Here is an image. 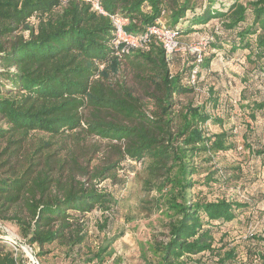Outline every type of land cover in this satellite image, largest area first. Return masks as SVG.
Listing matches in <instances>:
<instances>
[{
	"label": "trees",
	"instance_id": "trees-1",
	"mask_svg": "<svg viewBox=\"0 0 264 264\" xmlns=\"http://www.w3.org/2000/svg\"><path fill=\"white\" fill-rule=\"evenodd\" d=\"M99 2L107 13L127 17L131 33L161 18L181 37L214 20L208 41L214 51L198 63L193 55L183 66L185 75L182 68L173 73L160 42L115 49L110 17L87 0H0V221L13 222L24 241L38 247L35 256L53 242L81 243L85 212L105 211L116 202L95 184L114 175L122 161H140L134 176L142 190L155 189L158 197L149 200L155 207L163 204L169 219L167 240L155 243L156 264H184L181 257L198 254L230 264L235 251L215 249L212 227L234 219L248 202L208 198L195 190L198 185L214 189L216 174L222 173L214 167L215 155L235 145L222 126L208 129L223 125L216 110L227 111L230 103L202 75L217 51L233 58L245 50L253 76L264 84V0ZM122 64L132 83L125 77L109 79V66ZM241 99L247 103L240 137L253 156L259 152L254 141L264 138V125L256 124L264 95L244 93ZM87 136L105 140L116 158L91 170L88 163L82 166L78 156ZM101 141L88 148L98 151ZM18 250L0 238V264H26ZM256 256L257 264H264V253Z\"/></svg>",
	"mask_w": 264,
	"mask_h": 264
},
{
	"label": "rangeland",
	"instance_id": "rangeland-1",
	"mask_svg": "<svg viewBox=\"0 0 264 264\" xmlns=\"http://www.w3.org/2000/svg\"><path fill=\"white\" fill-rule=\"evenodd\" d=\"M29 23L35 25L36 17H31ZM215 23L211 20L203 29L189 34L183 33L177 38L179 45L192 43L195 46L198 42L206 43L207 37L208 41L211 40ZM23 32L27 34L28 30L23 29ZM208 41L203 55L214 51ZM190 51L195 52L194 49L185 51L178 49L173 52L170 62L173 73L181 68L185 70L187 67L183 68V66L192 62L191 57L194 54ZM218 53L217 51L211 60L207 74L203 73L202 76L205 77L202 81L206 84L213 83L215 87L221 89L222 97L228 99L227 103H230V106L227 111L216 110L223 119V125H208V129L218 131L222 126L232 134L235 145L215 155L214 167L222 169V173L216 174L220 179L214 185V189L210 191L208 187L198 185L195 190L200 189L208 198L225 196L248 202L246 207L236 212L234 219L212 227L213 245L220 253L228 248L234 249L235 257L229 261L230 264H257L259 260L255 256L264 253V138L260 136V142L254 141L253 149L254 151L258 149L259 152H254L256 155L252 156L240 137L239 123H242L240 117L244 112L243 105L247 103L240 100V96L244 93L246 96L253 95V98L264 95V84L261 83L260 86L253 76L250 64L243 57L245 50L237 51L233 58H223ZM187 70L183 71L184 75ZM108 74L111 81L125 77L128 83L133 82L130 74L124 70L123 64L117 68L109 66ZM229 99L232 101V106ZM258 113L257 120L264 125V112L258 111ZM258 130L262 132L261 128ZM83 141L85 146L78 157L82 166L89 164L88 170L103 164L108 157L116 158L106 150L105 140L87 136ZM100 141L102 143L98 151H91L88 148ZM120 165L122 166L116 169L114 175L111 174L95 184L100 190L114 195L116 202L105 211L96 207L92 211L85 212L81 218L84 235L81 243L68 247L53 242L46 244L43 248L44 252L35 256L38 247L26 243L13 222L2 221H0V238L10 247L12 244H17V247H20L17 249L23 253L22 257L26 264H156L159 255L155 243L166 241L168 235L166 223L169 219L166 209L163 204H159L158 207L152 205L154 201L149 199L158 197L159 194L155 189L142 190L141 181L134 176V172L142 168L140 161L126 159ZM76 174L80 179L82 172L77 170ZM83 175L81 179L84 180L87 173ZM98 252L100 256L96 257L95 254ZM181 259L184 264H216L211 257L202 254L181 257ZM234 260L237 263L233 262Z\"/></svg>",
	"mask_w": 264,
	"mask_h": 264
},
{
	"label": "built area",
	"instance_id": "built-area-1",
	"mask_svg": "<svg viewBox=\"0 0 264 264\" xmlns=\"http://www.w3.org/2000/svg\"><path fill=\"white\" fill-rule=\"evenodd\" d=\"M91 3L92 7L97 10L99 13L104 15H108L113 24V34L114 37L111 41L112 46L115 49L120 48L121 50H132V49H142L147 46L151 40H155L160 42L164 51L166 58L171 60L173 52L175 50H192L195 52H191L194 54L195 60L194 62L198 63L202 61L203 53L206 48V43L208 41V37L205 42H198L197 45L193 46L192 43H188L185 45H179V33L176 28H172L166 24L161 18H157L149 24L142 32L140 33H131L128 32L125 28L126 24L129 22L127 17H124L118 13H107L104 9H102L99 0H87ZM179 45V46H178ZM189 52V51H188ZM197 72V67L194 66L191 70L188 82L193 84L195 82V75ZM12 247L17 250V244H12ZM37 261V260H36ZM38 263V262H37Z\"/></svg>",
	"mask_w": 264,
	"mask_h": 264
},
{
	"label": "crops",
	"instance_id": "crops-1",
	"mask_svg": "<svg viewBox=\"0 0 264 264\" xmlns=\"http://www.w3.org/2000/svg\"><path fill=\"white\" fill-rule=\"evenodd\" d=\"M207 76H208V75H207ZM257 123L259 124L258 126H261V125H260V124H261V122H260V121H257V122H256V124H257Z\"/></svg>",
	"mask_w": 264,
	"mask_h": 264
}]
</instances>
